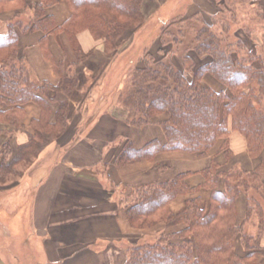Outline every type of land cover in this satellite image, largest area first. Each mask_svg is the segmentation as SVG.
Wrapping results in <instances>:
<instances>
[{"label":"trees","instance_id":"obj_1","mask_svg":"<svg viewBox=\"0 0 264 264\" xmlns=\"http://www.w3.org/2000/svg\"><path fill=\"white\" fill-rule=\"evenodd\" d=\"M58 1L37 0L28 5L27 0H0V15L12 12L5 23L7 32L0 34V126L5 127L0 128V134L6 135L0 144L1 184L11 178L18 180L66 131L70 98L78 84L75 69L90 57V53L82 52L78 35L89 32L94 40L103 42L106 54L113 58L128 32L138 28L145 16V0H61L69 7L70 15L58 25L46 13ZM222 5L228 11L233 9L226 2ZM195 17L200 20V28L191 25L192 33H188L195 45L183 47L191 19L179 28L174 25L168 36L176 30L177 38L166 42L173 45L158 58L147 50L129 75L125 92L117 99L125 111L123 121L127 126L155 124L160 127L163 141L149 140L136 148L126 139L114 164L122 167L153 162L162 153L174 152L203 157L219 141L224 142L222 153L230 161L232 153L226 148V140L231 131L244 137L249 157L258 164L251 171L241 167L222 169L211 160L201 171L202 181L196 186H188L190 173H184L134 189L125 202L126 219L132 229L146 231L159 224L166 229L181 228L156 240L129 246L125 264H256L260 252H264L259 247L263 226L255 237L244 230L253 208L262 219L259 203L249 193H256L258 181H264V65L249 51L245 57L239 54L243 46L238 41L233 46L223 45L221 35L210 29L215 18L209 25L201 15L192 18ZM35 32L43 34L39 46L58 75L57 86L33 80L19 51V33ZM60 34L66 37L74 62L54 60L47 37ZM179 35L183 37L180 42ZM206 75L223 85L224 90L206 86ZM59 92L65 96L61 101ZM56 103L59 105L52 116L51 105ZM26 104L36 105L39 116L28 124L26 143L12 149L13 136L24 128ZM201 189L209 192L206 204L195 196ZM186 196L191 197L179 211L172 212L170 203ZM240 199L243 215L237 206ZM239 239L245 252L241 256L234 248Z\"/></svg>","mask_w":264,"mask_h":264},{"label":"crops","instance_id":"obj_2","mask_svg":"<svg viewBox=\"0 0 264 264\" xmlns=\"http://www.w3.org/2000/svg\"><path fill=\"white\" fill-rule=\"evenodd\" d=\"M145 1L150 3V0ZM228 1L231 0H190L184 14H199L206 22L213 18L207 12L211 11L210 8ZM36 2L27 0L28 5ZM233 2L235 5L246 4L248 19L255 9L264 19V0ZM148 12L145 11V15ZM46 13L53 16L58 25L70 15L69 7L61 0L48 8ZM10 16L12 12L0 15L2 35L7 32L5 23ZM232 17L236 15L232 14ZM29 34H39L31 58H27V52L21 45L23 35L20 33L18 43L30 74L32 72L31 77L37 82L47 81L57 86L58 75L52 63L43 57L39 46L43 34L35 32L26 35ZM77 39L82 52L90 53V57L75 69L78 84L70 98L66 131L40 154L18 180L11 178L0 183V264H125L129 246L156 240L181 228L166 229L159 224L146 231L132 229L126 219L125 202L134 189L169 181L184 173H190L186 179L188 186H196L202 181L201 171L211 160L217 161L222 169L241 167L251 171L258 164L257 160L249 157L244 137L231 131L226 140V148L232 153L230 161L222 153L224 142L219 141L203 157L180 152L162 153L153 162L116 166L114 158L124 140L130 139L136 148H140L149 140L163 141V136L160 127L155 124L143 128L127 126L123 121L125 111L117 102L120 88H115L116 85L108 87L111 82L110 64L116 60L119 62L118 58L127 48L118 47V54L112 58L106 54L103 42L94 40L89 32H81ZM47 44L55 61L74 62L64 34L48 36ZM242 44L246 45L245 42ZM204 61L202 59L201 62ZM203 82L215 91L220 90L208 75L204 76ZM107 88H111V92L106 91ZM57 95L59 101L65 97L60 92ZM58 105H51L52 116ZM23 109L24 128L13 136L12 149L26 143L30 133L28 124L39 116V109L34 104H26ZM5 137L2 132L0 144ZM195 196L206 204L209 192L201 189ZM190 197H178L170 203V210L179 211ZM237 203L242 214L243 202L240 199ZM20 219L29 227V234L19 236L12 232L14 222ZM14 244L23 247L13 253L11 245ZM261 247H264V235ZM242 252L243 255L245 252ZM257 264H264V257H260Z\"/></svg>","mask_w":264,"mask_h":264},{"label":"rangeland","instance_id":"obj_3","mask_svg":"<svg viewBox=\"0 0 264 264\" xmlns=\"http://www.w3.org/2000/svg\"><path fill=\"white\" fill-rule=\"evenodd\" d=\"M190 0H150V3L145 4V11H149L147 15L144 16V20L142 24L136 28L134 31L128 32V35H126L125 41L123 38H125V35L121 38L123 40L120 43L119 47H126V51L118 58L119 62L116 60L111 65V68L109 70L110 84L108 87L114 86L115 88L118 87L120 90L118 91L119 94H122L125 92V89L127 87V81L129 75L131 74L134 64H137L142 56H144V53L148 50L150 53L154 54L155 56L160 57L163 52L167 51L169 47L173 44L166 45L167 41H171L174 38H177L176 30L171 36H168V31L172 29V27L175 25L178 28L183 25L182 23L188 19L187 16H190V28L185 31V36L187 37V42L185 41V44L183 47H188L189 44H191L190 47H193L195 43L192 40V37L190 39V35L188 33H192V28L196 27L197 29L200 28V25L198 21H200L197 17L192 18L194 16H191L190 14H184L185 8L188 7V3ZM152 4H154V8L152 9ZM229 4V5H228ZM228 6H232L233 9L231 11H228L225 6L222 4H218L210 8L211 11H207L210 13V15H213V22H215L213 28L211 27L212 31L214 33L218 32L217 34L221 35V38L224 40L223 45L228 46L236 43V41L246 43L244 46L242 44V48L239 51V54L245 55L247 54L246 51L251 52L255 58H258V60L263 63L264 65V19L262 18V14L259 10H253V14H250L249 18H247V15H249L246 4H240L235 5L234 2L232 3V0L226 3ZM212 6V5H211ZM204 7H208L207 4H204ZM224 10V11H223ZM232 14H235L236 17H232ZM219 16V17H216ZM176 19H180L177 20ZM209 25H211V20L206 21ZM221 22H224L226 25H222ZM202 26V25H201ZM222 28V29H221ZM221 30H224V33H222ZM226 29V30H225ZM191 31V32H190ZM22 43L21 45L24 47V49L27 52V58H31L33 56V52L36 49L37 46V38L39 34H22ZM170 35V34H169ZM184 36V37H185ZM178 41H182L183 39L182 35L178 36ZM191 40V42H190ZM190 42V43H188ZM176 44V43H175ZM182 46V45H181ZM105 47V46H104ZM122 49V48H121ZM235 54V53H233ZM235 57V56H234ZM130 61V62H129ZM261 63V65H262ZM256 65L259 66L260 64L256 62ZM32 74V72H31ZM212 81H214L215 85L221 90H224L223 85H220L215 79H213L210 75H208ZM118 77V78H116ZM117 79V83L114 84V82ZM114 88V89H115ZM117 88V89H118ZM115 89V90H117ZM111 92V88H107L106 91ZM114 90V91H115ZM264 96V95H263ZM262 104L264 106V97L262 99ZM264 177V174L262 175ZM262 180V179H261ZM258 191L256 193H249L251 197H254L257 202L259 203V207L261 210V218L257 214V212L252 209V214L248 221H245L246 224H244V230L247 235H254L258 236L260 226H263L264 228V181L260 180L258 181ZM129 197V196H128ZM128 199V198H127ZM123 203V201H122ZM23 215V214H21ZM243 215V214H242ZM262 223V224H261ZM261 224V225H260ZM12 232L15 234L21 236L24 233L29 234L30 229L29 227H26L25 222L20 219L17 222H14V228H11ZM264 235V232L262 233L259 247H261V240ZM1 246V245H0ZM9 247V246H8ZM23 247V245H21ZM21 247L18 244L11 245V250L13 253H17L19 250H21ZM235 253L237 255H242V245L240 242V239L235 244ZM262 250H264V247H261ZM260 257H264V252H260L258 259ZM257 259V263H258ZM256 263V264H257Z\"/></svg>","mask_w":264,"mask_h":264}]
</instances>
